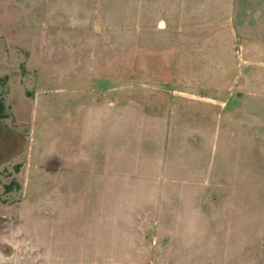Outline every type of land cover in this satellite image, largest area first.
<instances>
[{"label":"rangeland","instance_id":"rangeland-1","mask_svg":"<svg viewBox=\"0 0 264 264\" xmlns=\"http://www.w3.org/2000/svg\"><path fill=\"white\" fill-rule=\"evenodd\" d=\"M150 1L0 0V264H264V32Z\"/></svg>","mask_w":264,"mask_h":264},{"label":"crops","instance_id":"crops-1","mask_svg":"<svg viewBox=\"0 0 264 264\" xmlns=\"http://www.w3.org/2000/svg\"><path fill=\"white\" fill-rule=\"evenodd\" d=\"M221 1L222 0H152L150 2L152 3L153 11L156 10V12L162 11V13H165V15H163V17L157 22V27L161 28L162 30H168L169 35L172 36L176 34V31L180 33L181 29L189 28L190 24L193 22H196V24H200L201 27L204 26L205 28H212L215 25H218V22L216 21L219 19V13H221L225 7H229V5L232 3L231 0H224L223 5L220 4ZM235 10L238 12V23L241 25V27H244V25L248 24L249 30L252 34H249L250 37H257L261 34L263 35V0H241V3L239 2L236 8H234V12ZM177 93L197 102H203L209 105L223 104V102L215 98H210L204 95L182 91H177ZM116 155L117 159L113 161V155L110 158V164L108 166V158L106 155H104L102 152H98L94 161V165H104L105 170L108 167V169H110L113 174L120 171H128L131 163H127L128 159H125V156L122 153H116ZM144 157L146 156L141 154L140 158ZM141 161L143 162V160H137V162H133V167H136L137 170H141L139 165ZM113 182L114 181L110 182L108 185V195H112L113 193L117 194L118 185L114 184ZM179 216H181L180 218L183 216L186 217V213H180Z\"/></svg>","mask_w":264,"mask_h":264},{"label":"trees","instance_id":"trees-1","mask_svg":"<svg viewBox=\"0 0 264 264\" xmlns=\"http://www.w3.org/2000/svg\"><path fill=\"white\" fill-rule=\"evenodd\" d=\"M1 108V107H0Z\"/></svg>","mask_w":264,"mask_h":264}]
</instances>
